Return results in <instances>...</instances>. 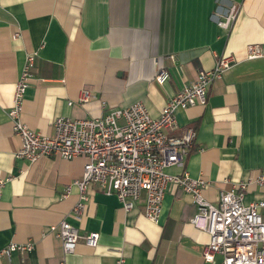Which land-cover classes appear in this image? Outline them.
I'll return each instance as SVG.
<instances>
[{"label":"crops","instance_id":"crops-1","mask_svg":"<svg viewBox=\"0 0 264 264\" xmlns=\"http://www.w3.org/2000/svg\"><path fill=\"white\" fill-rule=\"evenodd\" d=\"M231 4L239 11L226 30L216 20ZM250 43L264 49V0H0V249L33 243L23 259L17 251L0 254V264H208L202 250L209 235L190 222L197 207L180 186L168 184L157 222L143 213L144 192L126 211L95 184L76 217L79 189L62 193L86 157L15 156L20 139L8 109L28 51L36 54L21 119L47 134L59 115L99 117L136 101L157 116L199 69L232 55L235 63L211 83L206 104L176 111L173 134L192 127L195 137L184 163L167 169L206 180L203 196L215 202L232 183L264 172V55L248 58ZM162 66L170 77L160 84ZM84 88L92 97L80 102ZM244 200H264V185L251 181ZM62 219L79 231L69 253L49 230ZM89 231L99 233L95 247L84 242Z\"/></svg>","mask_w":264,"mask_h":264},{"label":"built area","instance_id":"built-area-1","mask_svg":"<svg viewBox=\"0 0 264 264\" xmlns=\"http://www.w3.org/2000/svg\"><path fill=\"white\" fill-rule=\"evenodd\" d=\"M239 6L231 4L216 23L230 30ZM18 33H13L15 38ZM247 57L264 55L258 43L246 47ZM35 51H28L20 74L14 84L8 116L13 132L20 139L15 156L33 162L42 156H58L70 159L84 155L86 161L80 177L64 188L62 196L70 186L79 189V198L72 213L79 217L89 198L87 189L95 184L106 193H113L124 210L134 207L144 192L143 213L147 219H159L165 190L170 183L181 187L191 195L197 210L190 222L209 235L202 250L203 261L208 264H264V200L246 202L244 194L248 184L254 181L264 185V172L254 179L232 183L220 191L215 202L203 196L209 183L201 177H190L188 173L172 174L167 169L182 165L193 144L195 130L186 127L179 135L176 111L189 106L205 105L211 83L235 63L232 55H218L209 69H199L194 81L180 87L164 104L157 116H152L145 105L136 101L128 106L113 107L104 115L91 118H72L59 115L52 121L50 134L30 128L22 119L24 93L31 80V68ZM169 57H173L170 55ZM170 77L164 66L159 67L155 79L162 84ZM92 92L84 88L78 101L86 102ZM71 105L72 101H68ZM5 178H0V195ZM49 230L59 239L64 253L72 252L79 238L78 228L62 219L49 225ZM84 242L90 247L98 243L99 233L89 231ZM33 248L32 241L11 242L0 249V254L9 256L13 251L24 253ZM216 255L220 260L216 261Z\"/></svg>","mask_w":264,"mask_h":264}]
</instances>
